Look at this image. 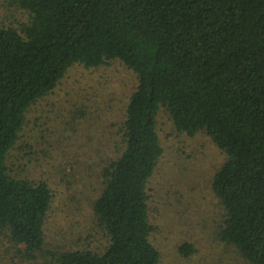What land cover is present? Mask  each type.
Here are the masks:
<instances>
[{"label": "trees", "instance_id": "16d2710c", "mask_svg": "<svg viewBox=\"0 0 264 264\" xmlns=\"http://www.w3.org/2000/svg\"><path fill=\"white\" fill-rule=\"evenodd\" d=\"M12 3L25 18L0 23V245L28 263L161 264L150 241L148 184L164 154V111L177 133H203L225 156L211 186L224 210L217 238L235 261L264 264V0ZM111 63L136 86L91 205L107 244L100 252L51 250L45 228L55 194L46 181L12 176L7 158L28 111L73 66ZM193 248L180 252L190 257Z\"/></svg>", "mask_w": 264, "mask_h": 264}, {"label": "rangeland", "instance_id": "374dc122", "mask_svg": "<svg viewBox=\"0 0 264 264\" xmlns=\"http://www.w3.org/2000/svg\"><path fill=\"white\" fill-rule=\"evenodd\" d=\"M24 18L12 0H0L1 24ZM135 86V76L118 63L97 70L75 65L28 111L7 166L14 177L46 181L55 194L48 249L105 248L91 205L101 191V170L121 143L123 107ZM157 126L164 154L148 184V203L150 241L161 264H243L217 238L224 210L211 186L225 156L203 133H177L164 111ZM184 244L194 247L190 257L180 252ZM39 263L21 261L0 245V264Z\"/></svg>", "mask_w": 264, "mask_h": 264}]
</instances>
